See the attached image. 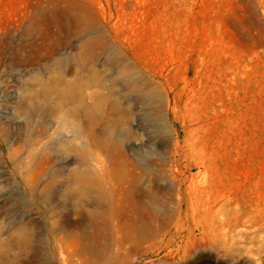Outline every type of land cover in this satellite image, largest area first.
I'll list each match as a JSON object with an SVG mask.
<instances>
[{"label":"rangeland","instance_id":"374dc122","mask_svg":"<svg viewBox=\"0 0 264 264\" xmlns=\"http://www.w3.org/2000/svg\"><path fill=\"white\" fill-rule=\"evenodd\" d=\"M0 264H264V0H0Z\"/></svg>","mask_w":264,"mask_h":264},{"label":"bare ground","instance_id":"6f19581e","mask_svg":"<svg viewBox=\"0 0 264 264\" xmlns=\"http://www.w3.org/2000/svg\"><path fill=\"white\" fill-rule=\"evenodd\" d=\"M230 201H231V199H230ZM226 205H227V204H226ZM221 210H222V208L219 207L218 204H217L214 208H212V217H213V219L219 217V215H220V213H221ZM214 231H215V233H217V231H218V227H216V228L214 229Z\"/></svg>","mask_w":264,"mask_h":264}]
</instances>
